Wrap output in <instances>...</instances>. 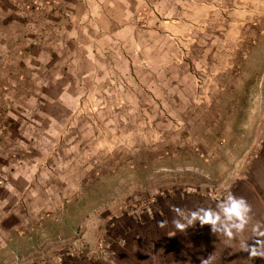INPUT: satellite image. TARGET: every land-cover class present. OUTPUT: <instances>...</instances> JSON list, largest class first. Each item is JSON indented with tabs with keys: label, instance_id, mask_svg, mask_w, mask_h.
Masks as SVG:
<instances>
[{
	"label": "rangeland",
	"instance_id": "1",
	"mask_svg": "<svg viewBox=\"0 0 264 264\" xmlns=\"http://www.w3.org/2000/svg\"><path fill=\"white\" fill-rule=\"evenodd\" d=\"M263 131L264 0H0V264L110 259Z\"/></svg>",
	"mask_w": 264,
	"mask_h": 264
},
{
	"label": "crops",
	"instance_id": "2",
	"mask_svg": "<svg viewBox=\"0 0 264 264\" xmlns=\"http://www.w3.org/2000/svg\"><path fill=\"white\" fill-rule=\"evenodd\" d=\"M260 143L258 156L228 192L245 198L253 209L249 228L238 238L227 241L214 235L210 226L201 228L199 223L183 233L177 230L173 220L179 217L173 207L186 211L215 208L228 193L220 198L190 196L167 202L165 211L129 229L123 241L115 246L110 259L89 260L82 264H202L204 259L209 264H264L262 259H249L248 253L240 247L241 241L253 243V225L259 223L264 229V131Z\"/></svg>",
	"mask_w": 264,
	"mask_h": 264
},
{
	"label": "clouds",
	"instance_id": "3",
	"mask_svg": "<svg viewBox=\"0 0 264 264\" xmlns=\"http://www.w3.org/2000/svg\"><path fill=\"white\" fill-rule=\"evenodd\" d=\"M178 219L173 220V224L180 232H185L189 227H194L199 223L200 227L210 226L211 232L220 237L232 241L243 234L252 221V206L243 198L233 193H228L224 199L216 203L215 208L199 207L194 210H183L178 207L172 209ZM163 227V222L160 223ZM254 233L253 243L241 241V251L248 253V258L264 260V229L259 223L252 227ZM202 264H209L207 259L202 260Z\"/></svg>",
	"mask_w": 264,
	"mask_h": 264
}]
</instances>
